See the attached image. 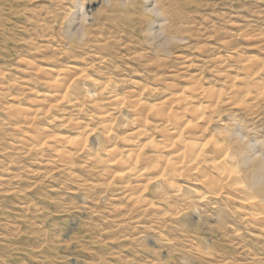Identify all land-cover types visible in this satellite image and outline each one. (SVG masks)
I'll return each mask as SVG.
<instances>
[{"label": "rangeland", "instance_id": "374dc122", "mask_svg": "<svg viewBox=\"0 0 264 264\" xmlns=\"http://www.w3.org/2000/svg\"><path fill=\"white\" fill-rule=\"evenodd\" d=\"M160 2L168 12L169 27L183 36L173 55L162 59L151 57L143 42L146 28L155 26L142 15L152 7L146 0H137L128 10L109 8L105 0H0V264H264L262 228L240 220L235 203L221 200L214 208L188 210V219L204 230L200 242L188 240L174 223L161 227L162 218L154 209L146 215L133 213V220L124 216L131 193L111 180L115 168L96 165L83 154L62 170L50 152L32 149L25 140L26 133L74 136L86 125L92 130L88 148L103 158L104 149L126 147L138 125L132 121L133 112L122 108L106 137L98 106L104 105L110 89L101 94L90 77L111 79L119 95H138L137 84L159 88L143 96L154 103L186 87L191 75L207 90H218L227 85L226 77L242 75L240 61L264 60V0ZM83 16L90 23L89 41L86 47L68 49L64 34ZM66 65L86 70L76 80L78 91L73 88L68 95L69 100H79L77 110L67 102L54 107L57 104L45 98L50 91L46 76L36 69ZM262 79L264 74L257 78ZM17 103L41 108L37 121L22 128L24 132L14 130L18 123L8 115V106ZM228 109L220 106V119L215 117L212 127L225 125L241 132L255 152L264 153V105L255 113ZM151 136L158 141L161 133L149 128L141 143ZM146 146L143 158L153 150L151 144ZM153 175L146 177L153 179L151 190L159 185ZM131 182L133 188L146 183L145 178ZM180 184L185 205L194 199L188 191L192 185L185 180ZM153 200L156 207L167 209ZM196 245L204 255L192 250Z\"/></svg>", "mask_w": 264, "mask_h": 264}, {"label": "bare ground", "instance_id": "6f19581e", "mask_svg": "<svg viewBox=\"0 0 264 264\" xmlns=\"http://www.w3.org/2000/svg\"><path fill=\"white\" fill-rule=\"evenodd\" d=\"M230 56L228 58L233 59ZM251 59L240 61L242 75L228 78L226 74L220 73V77H226L227 85L218 90H207L201 85L196 75H191V81L186 87L171 89L173 91L169 96L154 103H147L143 96L149 90L150 93L156 94L160 91L159 88L151 89L137 84L136 87L141 89L138 95H119L114 94L116 85L111 79L99 81L90 77V83L98 88L101 94L110 89L108 91L110 96L104 105L98 106L99 110H103L98 117L102 120L99 126L106 137L109 138L113 130L114 114L122 108L127 107L133 112L132 121L138 125V130L131 135L126 147L121 150L115 147L104 149L103 158L100 157L98 150L91 151L92 149L88 148L92 130L87 131L86 125L82 126L74 136L56 134L44 137L40 134L26 133L25 140L30 141L28 146L32 149L37 147L39 150L43 148V152L45 150L50 152L51 158L60 162L62 170L73 165L75 156L83 154H86L88 160L94 161L96 165L107 164V168H115V171L110 173L111 180L116 179L120 183L121 190L131 193L126 196L128 211L124 213V216H130L131 220L134 219L131 217L133 213L143 211L141 215H146L154 209L162 218L161 227L165 228L170 223H174L178 229L177 232L180 231L183 237L199 241L198 237L204 234L203 227L200 223L188 219V210L203 205L214 208L222 200L227 204L235 203L238 208L236 212L241 216H238L239 219L244 222H253L260 226L264 233V199L247 193L246 184L239 179L243 174L231 162L234 149L228 144L227 135L229 132L237 131L225 125L212 127L214 118H219L218 113L222 104L233 112L253 110L254 113L264 105V79L257 80L259 75L264 74V60ZM36 69L46 76V85L50 91L45 98L57 104L54 107L57 108L60 103L66 102L73 109L77 110L81 107L79 100L72 98L69 100L68 95L70 90L75 88L78 77L84 75L85 68L78 65H66L61 68L37 67ZM73 91L78 90L73 89ZM52 106L50 105L43 114H46ZM8 107L11 109L8 115H11L10 117L18 123L14 129L17 131L25 127L30 128L41 112L38 104L17 103ZM150 118L154 122L149 123ZM149 128L160 132V139L157 141L151 136V138L148 137L147 143H141L140 139L146 135ZM149 143L153 150L150 151L151 154H146L148 157L143 158L142 156H145L143 153L147 149L146 145H150ZM151 173L154 174V180H156L154 182H159L155 190L152 188L153 191L150 189V182L153 179L146 178ZM141 178H145L146 183L133 188L131 180ZM181 180L192 185L188 186V191L193 194L194 199L188 200L189 203L185 205H182L185 199H181L183 196ZM149 191L152 193L148 194ZM150 196L152 198H149ZM153 199H157L161 205L165 204L167 209L164 210L165 207L161 206L156 207ZM193 249L196 253L204 255L205 250H202L201 246L196 245V249L192 246Z\"/></svg>", "mask_w": 264, "mask_h": 264}, {"label": "clouds", "instance_id": "9594fccd", "mask_svg": "<svg viewBox=\"0 0 264 264\" xmlns=\"http://www.w3.org/2000/svg\"><path fill=\"white\" fill-rule=\"evenodd\" d=\"M152 7L145 8L142 15L147 18V24L154 27L146 28L143 33L144 44L151 49V57L162 59L171 57L174 50L183 42L182 34L169 27L168 12L160 0H146ZM109 8L119 7L123 10L134 9L137 0H105ZM90 23L87 17H82L74 30L64 34L65 46L69 49L86 47L89 41ZM228 144L234 149L232 163L243 174L241 179L246 184V191L251 196L264 199V153L255 152L246 135L239 132H229Z\"/></svg>", "mask_w": 264, "mask_h": 264}]
</instances>
